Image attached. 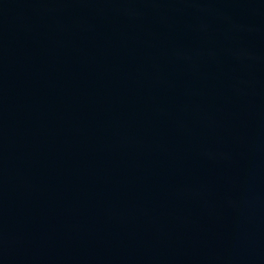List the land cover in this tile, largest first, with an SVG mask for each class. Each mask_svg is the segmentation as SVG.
Listing matches in <instances>:
<instances>
[{
    "label": "water",
    "instance_id": "obj_1",
    "mask_svg": "<svg viewBox=\"0 0 264 264\" xmlns=\"http://www.w3.org/2000/svg\"><path fill=\"white\" fill-rule=\"evenodd\" d=\"M0 264H264V0H0Z\"/></svg>",
    "mask_w": 264,
    "mask_h": 264
}]
</instances>
